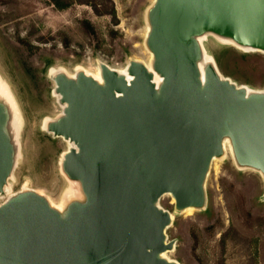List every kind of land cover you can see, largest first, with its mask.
Wrapping results in <instances>:
<instances>
[{
  "label": "water",
  "instance_id": "95a60500",
  "mask_svg": "<svg viewBox=\"0 0 264 264\" xmlns=\"http://www.w3.org/2000/svg\"><path fill=\"white\" fill-rule=\"evenodd\" d=\"M146 22L150 65L52 72L62 112L44 130L69 143L61 170L79 188L60 206L34 189L7 196L17 112L0 97V264H180L167 256L162 197L177 212L204 209L226 146L264 178V90L223 76L202 42L264 53V0H154Z\"/></svg>",
  "mask_w": 264,
  "mask_h": 264
},
{
  "label": "rangeland",
  "instance_id": "374dc122",
  "mask_svg": "<svg viewBox=\"0 0 264 264\" xmlns=\"http://www.w3.org/2000/svg\"><path fill=\"white\" fill-rule=\"evenodd\" d=\"M153 1L106 0L109 12L98 14L86 3L60 8L51 0H0V81L15 104L19 147L7 196L34 189L60 206L67 193H79L61 170L69 143L44 130L62 112L52 72L82 69L98 77L99 62L120 71L132 59L150 65L146 13ZM202 42L223 76L264 90V53L212 35ZM226 147L208 173L204 209L177 212L171 195L160 200L173 215L166 233L175 247L167 256L180 264H264V178L238 168Z\"/></svg>",
  "mask_w": 264,
  "mask_h": 264
},
{
  "label": "trees",
  "instance_id": "16d2710c",
  "mask_svg": "<svg viewBox=\"0 0 264 264\" xmlns=\"http://www.w3.org/2000/svg\"><path fill=\"white\" fill-rule=\"evenodd\" d=\"M56 6L60 7V8H64V7H68L70 6L72 3H86L88 5H91L92 8L94 9V11L98 14H104L109 12V10L104 8L105 2L106 0H68V1H64V0H51ZM215 60V59H214ZM216 62V61H215Z\"/></svg>",
  "mask_w": 264,
  "mask_h": 264
},
{
  "label": "bare ground",
  "instance_id": "6f19581e",
  "mask_svg": "<svg viewBox=\"0 0 264 264\" xmlns=\"http://www.w3.org/2000/svg\"><path fill=\"white\" fill-rule=\"evenodd\" d=\"M204 40V39H203ZM202 40V41H203ZM205 48V47H204ZM213 58V57H212ZM0 97H4V98H6V99H9V100H11L13 103H14V101H13V99H12V96H11V94H10V92H9V90H8V88L0 81ZM15 105V104H14ZM216 161V160H215ZM215 163V162H214ZM75 183V182H74ZM67 197L68 198H73V197H76V194L74 193V192H69V193H67ZM187 212H191L192 211V209H188V210H186Z\"/></svg>",
  "mask_w": 264,
  "mask_h": 264
}]
</instances>
